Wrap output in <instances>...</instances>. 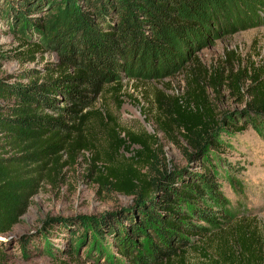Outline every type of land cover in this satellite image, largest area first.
Returning <instances> with one entry per match:
<instances>
[{"label": "trees", "instance_id": "16d2710c", "mask_svg": "<svg viewBox=\"0 0 264 264\" xmlns=\"http://www.w3.org/2000/svg\"><path fill=\"white\" fill-rule=\"evenodd\" d=\"M253 1L0 0V30L17 42L14 49L0 50V61L34 60L45 52L56 56L43 66V78L38 69L0 78V264L17 250L33 257L60 253L48 238L61 230L67 233L62 254L71 258L86 242L94 264H184L186 249L227 230L233 241L216 246L212 263L264 261L261 237L230 224L234 205L220 185L225 181L240 205L243 167L223 155L227 137L246 128L264 142V81L247 89L250 100L241 108L216 115L204 91L219 77L198 69L190 57L213 26L230 32L247 28L251 18L245 13L256 11ZM188 60L184 94L151 95L156 127L188 148L182 152L186 166L167 169L148 144L150 136L126 142L110 116L93 106L107 93L119 107L123 78L166 77ZM95 123L104 131L105 145L102 158L94 155L90 162L94 181L131 197V204L97 218H48L33 234L7 237L33 198L59 178L61 156L72 163L81 151L94 148ZM131 144L139 147L133 159L118 165L116 153Z\"/></svg>", "mask_w": 264, "mask_h": 264}, {"label": "rangeland", "instance_id": "374dc122", "mask_svg": "<svg viewBox=\"0 0 264 264\" xmlns=\"http://www.w3.org/2000/svg\"><path fill=\"white\" fill-rule=\"evenodd\" d=\"M250 5L256 11L252 14L245 13L251 18L250 24H246L249 25L247 28L230 32L218 31L216 26H213L210 28L213 33L203 35L200 44L190 53L191 58H196L195 64L198 69H204L207 74L215 71L219 77L204 91L206 104L216 115L241 108L250 100L247 89L257 85L255 80L264 81V0L253 1ZM16 46V40L0 30V50L9 51ZM50 62H56V56L52 52L37 54L34 60L25 58L0 61V78L15 71L38 69L40 79L45 74L43 66ZM189 66H192L191 61L181 62L168 76L153 80L123 78L121 81L123 94L120 97L119 107L111 101V96L107 93L98 98L93 106V109H100L110 116L120 132V137L126 142L129 137L150 136L151 138L147 140L148 144L155 149L160 163L165 162L167 169L185 167L187 163L182 152L188 148L176 136H173L176 137V144L173 143L170 137L165 136L156 127L151 95L155 91H160L168 97L184 94L186 89L184 71ZM202 84H204L203 80ZM91 128L94 133V148L90 151H81L72 163L65 155L61 156L60 163L65 165L60 170L59 178L45 185L33 198L27 213L7 237L19 238L24 234H33L48 218H97L124 209L131 204V197L100 188L94 181L96 175L91 172L92 170L90 171V162L94 155L102 158L100 152L105 140H103L104 131L98 123L91 125ZM227 141L229 148L223 157L232 164L236 163L243 167L238 175L243 184L240 205L236 204V198L227 183L220 181L223 195L234 205V216L230 224L239 223L253 231L255 235H259L264 253V142L249 128L227 137ZM138 149L137 145L131 144L128 150H118L115 157L118 165L129 164ZM190 165L195 168L194 163ZM230 232L231 230H227L219 236H213L196 249H186L183 263L214 264L212 261L216 259V246L224 242L229 245L233 241ZM56 233H59L57 238L54 237ZM56 233L53 232L48 239L60 250V253L55 252L53 255L44 253L33 257L23 255L17 250L7 264H61L62 262L94 264L88 256L91 249L85 246L86 242L77 247L71 258L63 255L67 233L62 230ZM43 245L46 243L42 242L41 247H44ZM106 246L110 253L113 252L109 244ZM261 264H264V261Z\"/></svg>", "mask_w": 264, "mask_h": 264}, {"label": "water", "instance_id": "95a60500", "mask_svg": "<svg viewBox=\"0 0 264 264\" xmlns=\"http://www.w3.org/2000/svg\"><path fill=\"white\" fill-rule=\"evenodd\" d=\"M0 240H1V238H0Z\"/></svg>", "mask_w": 264, "mask_h": 264}]
</instances>
